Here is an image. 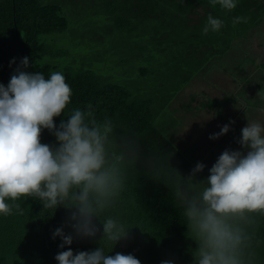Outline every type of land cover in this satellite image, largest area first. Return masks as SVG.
Returning <instances> with one entry per match:
<instances>
[{
  "label": "trees",
  "instance_id": "obj_1",
  "mask_svg": "<svg viewBox=\"0 0 264 264\" xmlns=\"http://www.w3.org/2000/svg\"><path fill=\"white\" fill-rule=\"evenodd\" d=\"M63 1L0 0V84L7 87L22 59L28 57L29 67L23 71L40 72L46 79L52 72H62L72 89L71 103L62 116L54 119L57 128L73 109L85 110L92 104L98 119L107 115L114 121L117 135L138 139L142 160L130 170L126 189L115 205L101 217L102 220L108 216L117 219L129 228L128 234L116 244L102 240V222L94 218L93 223L99 229L97 234L94 237L77 236L71 227L75 221L70 219L74 208L44 209L38 198L22 197L18 203L23 215L16 214L15 210L10 216L0 215V264H58L55 256L61 251L70 248L75 255L99 247L110 256L131 254L141 264H162L163 261L194 264L198 245L188 235L183 206L174 196L175 188L192 175L198 163H202L203 171L192 177L194 191L199 192L202 187L199 183L207 181L209 170L225 150L246 154L240 144L236 145L248 118L264 123V113L259 111L264 108V97L258 90L262 85L254 87V81L245 75L249 72L245 71L247 66L255 64L243 65L241 56L237 55L231 57L229 67L224 68L214 62L216 59H210L212 45L216 44L208 46L209 56L194 47L198 42L205 45V40L217 43L222 38L220 33H203L209 15L223 22L220 31L227 28V15L216 9L221 8L219 5L213 7L210 0H126L128 5L123 4L125 0H106L111 3L105 8L110 20L106 29L113 36L101 37L98 32H89L91 48L87 52L94 60L88 61L83 53L72 54L64 46L57 47L53 36L50 37L53 33H64L69 26L70 0ZM185 6L187 8L183 10ZM261 9L264 11V7ZM165 17L171 19L164 22ZM191 18L195 19L194 23L189 22ZM257 18L259 20V15L254 16V23ZM84 25L86 27V23ZM252 27L245 26V29ZM211 33L213 36H209ZM194 36L196 43L192 40ZM241 36H231L226 41V50L220 52L217 49L214 54L226 57L227 51H235L230 49L232 42L234 49L239 48L236 42L239 43ZM100 37L112 38V42L109 45L103 43L97 50L95 46L101 41ZM165 40L177 42L174 44L177 46L163 48ZM183 41L187 42L190 51L179 49ZM73 42V47L83 50L84 41L75 39ZM199 56H202L201 61ZM68 57L70 60L66 61ZM247 57L255 60L251 55ZM129 60L135 68L131 73L138 76L135 82L130 78L122 81L113 68ZM12 61L14 63L10 64ZM98 63L106 68L101 69ZM157 65L163 66L158 74ZM220 75L232 77V81L227 80L222 86L215 83L220 95H207L200 105L192 107L191 99H188L193 96L194 92L190 93V90L194 84L208 85L211 78L222 79ZM148 77H154L151 84L146 80ZM238 78L241 82L231 90L233 80ZM248 79L252 80L251 86H245ZM194 108L212 113V119H223L222 127L229 125V131L218 139H210L211 135L220 132L219 125H215L212 134H206L203 129L193 141H186L179 133H182L184 119L192 116ZM165 114L167 119L161 117ZM179 119H182L180 128L170 127L171 121L180 123ZM179 139L184 142L179 144ZM185 142L193 146V152L183 145ZM41 143L57 146L54 134L47 129L42 131ZM208 143H212L211 146ZM149 159H152V171L145 163ZM251 219L252 223L246 226L252 237L249 259L251 264H264V215L252 214ZM57 228H62L65 235L73 236L71 245L59 247L61 238L53 239Z\"/></svg>",
  "mask_w": 264,
  "mask_h": 264
},
{
  "label": "clouds",
  "instance_id": "obj_2",
  "mask_svg": "<svg viewBox=\"0 0 264 264\" xmlns=\"http://www.w3.org/2000/svg\"><path fill=\"white\" fill-rule=\"evenodd\" d=\"M237 2L210 0L213 7L227 11ZM241 19L234 18L233 24ZM222 27L220 19L209 15L203 33ZM27 67L29 58L24 57L7 87L0 84V215L10 216L13 210L23 215L18 201L38 198L44 209L74 208L70 219L77 236L94 237L99 229L93 219L101 220L102 240L116 244L127 237L129 228L111 216L101 217L115 205L130 170L142 160L138 139L117 135L114 121L107 115L98 119L92 104L85 110L73 109L57 128L54 119L71 103L72 89L62 72H52L46 79L40 72L22 70ZM259 111L264 113V108ZM44 129L54 134L57 146L41 143ZM228 131L229 125H224L209 138L218 139ZM238 143L246 154L225 150L207 181L199 183V192L194 191L192 177L203 171L202 163L175 188L188 235L198 245L194 264H251L252 237L246 226L252 223V214L264 215V123L248 118ZM145 163L152 171V159ZM56 237L62 240L60 248L73 243V236L62 228L55 230ZM55 259L58 264H141L131 254L106 255L102 247L75 255L69 248Z\"/></svg>",
  "mask_w": 264,
  "mask_h": 264
},
{
  "label": "rangeland",
  "instance_id": "obj_3",
  "mask_svg": "<svg viewBox=\"0 0 264 264\" xmlns=\"http://www.w3.org/2000/svg\"><path fill=\"white\" fill-rule=\"evenodd\" d=\"M43 3H56L57 1H62V0H41ZM67 0H64L63 2H66ZM106 0H70L69 4L70 6L68 7L67 10V16H68V20H69V26L67 28L66 31H64V33H53L50 35V37L53 36V39L55 41V44H57V47H62L64 46L65 48L69 49L68 53H72V54H85L86 59L88 61L94 60L93 57H91L89 55V53L87 52L90 48H91V43H90V34L89 32H98L101 34V37L103 36H113V34L109 33L106 29V23L110 22L109 18H107L106 15V11L105 8H108L109 5H111L110 2L106 1ZM179 3V2H178ZM108 4V5H107ZM124 5H128L126 0L123 2ZM187 6H189V3L186 4ZM262 5H264V0H245V2L243 3L242 0H238L237 2V7L232 10V11H227L223 8H216L217 10H223V14L227 15V20H226V24H227V28L225 27V29H223V31H218L215 33H220L219 35H221V40L220 42L217 43H211L208 40H205V45H201V43L198 42V44L196 43L197 40L195 39L196 36H194L192 38V40H195L194 42L196 43L194 45V47H196L197 49H199V51L203 52V53H207L209 56V49L208 46H211L212 44H216L215 46H213V50H211L213 53L212 55H210V59L213 61V59H216V61H214L216 64H218V66H222L224 68L229 67L230 62V58L233 56H237L240 55L241 59L243 60V65L244 64H248V62H253V64H257V65H250L247 66V70H249L248 75L251 77V79L254 81L253 85L254 87L257 85L258 88V84L262 85V88H258V90L262 93V96L264 97V69H261V66H258L260 64H264V36L261 34V32H264V23L259 22V24H257V30H253L250 32L247 29H245V26L247 28V26L252 25L255 26L258 18L256 19V22L254 23V16L260 15L262 14V10L261 7ZM186 6L184 7L183 10H186ZM263 8V7H262ZM196 18L197 15H195ZM236 17H241V21L239 23H236L235 25L233 24V20ZM171 19V17H165L164 19H162V21L166 22L167 20ZM261 19H264L263 17H261ZM190 23H194L195 19L191 18ZM86 23V27L85 24ZM92 26L91 28H88L89 26ZM259 28V29H258ZM192 29H194L192 27ZM251 33L253 35V37H250V41L249 43H247L246 41H241V43L239 44L238 42H236V44L239 46V48L234 49V42H232V46H230V49L232 48L235 51H227L226 52V57H220L217 55H215L214 53L217 51V49H220V52H222L225 49V45H226V41L227 39H229L231 36L234 37L235 34H241V37H245L248 35V33ZM214 33H211L209 36H213ZM166 35V34H165ZM165 35H161V36H165ZM203 35H201L202 37ZM249 36V35H248ZM100 37V38H101ZM166 38V37H164ZM163 38V39H164ZM75 39H80L82 41H84V46H83V50H80V48H76L73 47L75 46L73 42V40ZM112 38L110 39H104L101 38V41H99L98 45H96V49L99 50L100 48L103 47V43L105 45H109L112 41H110ZM199 41V40H198ZM92 42H95V40H93ZM246 42V43H245ZM177 42H175L174 44H176ZM187 42H182L181 45H179V49H181L184 52H188L189 50V46L186 45ZM164 45H166L163 48H169V47H173L175 48L177 45H174L173 42H169L168 40H165L163 42ZM171 44V45H170ZM211 46V47H212ZM193 47V48H194ZM247 52H246V50ZM79 49V50H78ZM95 50V51H97ZM168 50V49H165ZM92 55L95 56V53H93ZM228 55V56H227ZM247 55H251L255 60H250ZM96 57V56H95ZM46 58H50L49 56L46 55ZM202 56L198 57V60L201 61ZM67 60H70V57H68ZM197 60V61H198ZM196 61V60H195ZM133 62L131 60H129V62L123 64V65H117L114 66V70L115 72L121 75L122 81H127L129 78L131 79L132 82H135L138 79L137 73L132 74V70L134 71V69L132 68V64ZM239 65V64H238ZM98 66L101 69H105L103 67V65L101 63H98ZM150 66V65H149ZM148 66V67H149ZM163 68V66H158L157 65V72L156 74L161 72V69ZM168 70H165V73ZM247 73V72H245ZM221 74V73H220ZM223 74V73H222ZM222 79L219 78H211L212 82L208 85H205L204 83L201 84H197L195 83L194 86L191 88L190 93H193L192 97L189 98L188 100L191 99V101H189L192 105V107H195V105H200L201 102L203 101V99L205 98V96L210 95L212 97H215L217 95H220V89L219 88H215V83H219L220 85L224 84L226 85V81L230 80L232 81V77L230 78L229 76H222L220 75ZM241 77H243V75H240ZM155 77V76H154ZM153 77V78H154ZM153 78L150 79L149 77L146 79L150 82V84L153 81ZM251 79H248V83L245 84V86H251L250 83L252 82ZM255 79V80H254ZM159 81V80H158ZM157 81V82H158ZM241 82V80L238 78L237 80H233L232 83H234L232 85L231 90L234 89V86L239 84ZM146 83H148L146 81ZM145 83V84H146ZM221 85V86H222ZM230 88V87H228ZM227 88V89H228ZM230 90V89H228ZM255 91V90H254ZM234 94H236V91H234ZM185 100V98H184ZM190 115V114H189ZM192 116H189V119H184V123L183 126L181 125L182 119H179V122H172L170 127L173 126V128H177L179 126V128L182 126V133H179V135H181L183 138L186 139V141H193V138L197 136V134H199L203 129H206V134H212V131L214 129V126L219 125V129L221 131L222 125L223 123V119H212L214 118L212 113L205 111L204 109H199V108H194V113H191ZM212 118H211V117ZM162 118L167 119V114L161 116ZM214 120V122H213ZM227 125V124H226ZM163 132H167V129L164 128ZM234 138H236V136H234ZM209 139V138H208ZM179 142V144L183 143L184 141L182 139L177 140ZM176 141V142H177ZM207 141V140H206ZM209 141V140H208ZM209 144V143H208ZM212 144V143H211ZM211 144H209L211 146ZM239 143H237L236 146H238ZM186 148L192 149L191 152H193L194 148L193 146L188 143L185 142ZM208 145V146H209ZM179 149V147H177ZM206 152V151H205Z\"/></svg>",
  "mask_w": 264,
  "mask_h": 264
},
{
  "label": "crops",
  "instance_id": "obj_4",
  "mask_svg": "<svg viewBox=\"0 0 264 264\" xmlns=\"http://www.w3.org/2000/svg\"><path fill=\"white\" fill-rule=\"evenodd\" d=\"M262 7H264V5H262ZM261 7V8H262ZM261 17H263L264 18V11L262 12V14H261V16H260V18H259V20L256 22V25L255 26H253L252 28H250L248 31H252V29L253 30H257V24H259V22H262V23H264V19H261ZM259 29V28H258ZM248 33V35L247 36H245V37H240L239 38V43H241V41L243 42V41H246L247 43H249V41H250V37L252 38L253 37V35L251 34V33H249V32H247ZM261 34L264 36V32H261ZM245 42V43H246ZM245 50H246V48H245ZM246 52H247V50H246ZM255 65H257V64H255ZM258 66H261V64L260 65H258Z\"/></svg>",
  "mask_w": 264,
  "mask_h": 264
}]
</instances>
